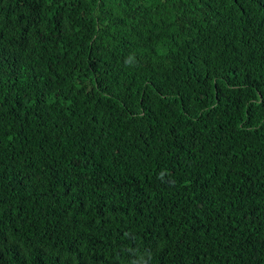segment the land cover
Listing matches in <instances>:
<instances>
[{
  "label": "trees",
  "instance_id": "obj_1",
  "mask_svg": "<svg viewBox=\"0 0 264 264\" xmlns=\"http://www.w3.org/2000/svg\"><path fill=\"white\" fill-rule=\"evenodd\" d=\"M0 264H264V0H0Z\"/></svg>",
  "mask_w": 264,
  "mask_h": 264
}]
</instances>
